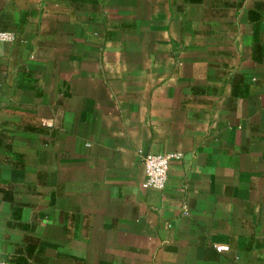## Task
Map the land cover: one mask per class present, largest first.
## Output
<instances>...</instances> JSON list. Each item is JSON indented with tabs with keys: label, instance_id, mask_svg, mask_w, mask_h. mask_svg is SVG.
Segmentation results:
<instances>
[{
	"label": "crops",
	"instance_id": "0c3cea01",
	"mask_svg": "<svg viewBox=\"0 0 264 264\" xmlns=\"http://www.w3.org/2000/svg\"><path fill=\"white\" fill-rule=\"evenodd\" d=\"M0 30L1 259L264 264V0H0ZM140 149L182 154L164 189Z\"/></svg>",
	"mask_w": 264,
	"mask_h": 264
},
{
	"label": "built area",
	"instance_id": "2783aa9c",
	"mask_svg": "<svg viewBox=\"0 0 264 264\" xmlns=\"http://www.w3.org/2000/svg\"><path fill=\"white\" fill-rule=\"evenodd\" d=\"M13 38L12 32L0 30V43L10 42ZM137 155L144 168V178L141 182V188L156 190L164 189L170 163L182 157L180 152L151 153L145 152L142 149L138 150ZM223 248V246H217L219 250ZM0 264L9 263L0 258Z\"/></svg>",
	"mask_w": 264,
	"mask_h": 264
}]
</instances>
